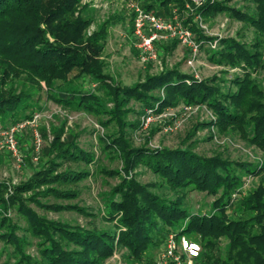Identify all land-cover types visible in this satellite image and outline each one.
<instances>
[{"label": "trees", "instance_id": "16d2710c", "mask_svg": "<svg viewBox=\"0 0 264 264\" xmlns=\"http://www.w3.org/2000/svg\"><path fill=\"white\" fill-rule=\"evenodd\" d=\"M227 1L197 6L192 0H146L141 5L170 17L175 8L187 11L189 2L204 18L228 14L253 28L258 39L250 44L205 36L193 13L183 22L200 47L219 40L220 50L212 49L209 56L212 63L239 68L242 75L199 79L174 67L123 85L106 73L103 55L111 21L90 32L94 16L86 0H0V125L10 129L33 119L34 96L17 88L24 79L63 108L95 117L104 130L101 153L122 165L120 170L100 166L96 153L78 144L77 135L63 138L64 127L51 128V141L42 129L46 144L41 167L18 184L0 181V242L17 264H104L118 249L134 262L152 264L157 256L151 252L161 251L171 232L177 238L200 239V264H264V89L254 78L256 72L264 73V0H248L255 5L253 13ZM131 25L133 34V17ZM181 104L205 106L213 119L197 129L237 132L263 153V160L253 164L181 146L133 143L131 133L141 124L128 120L131 113L160 115ZM140 167L159 180L139 182L135 171ZM97 174L119 179L100 210L113 231L73 226L35 210L96 216L89 207L70 202L79 197L77 186ZM246 176L260 178L249 191L244 190ZM162 188L175 196L158 194ZM188 192L212 197L210 209L192 211L186 204ZM30 238L36 241L37 258L27 253ZM224 239L228 246L221 252Z\"/></svg>", "mask_w": 264, "mask_h": 264}, {"label": "rangeland", "instance_id": "374dc122", "mask_svg": "<svg viewBox=\"0 0 264 264\" xmlns=\"http://www.w3.org/2000/svg\"><path fill=\"white\" fill-rule=\"evenodd\" d=\"M143 1L146 0H86L90 4V9L93 11L94 16V24L90 32L94 31L101 23L107 20L111 21L108 31V42L103 56L106 62V73L119 83L132 85L143 80L147 75H156L165 68L174 67H178L182 72L192 74L199 79L209 78L214 75L220 77L242 75V71L239 68L220 66L209 60L212 49H214L212 47L213 42L201 47L196 42L198 51L193 58L192 50L189 47L180 43L174 45L172 42L161 41L158 43L157 61L143 64L140 60L137 41L132 34L131 25L133 17L132 6L134 4L140 5ZM196 1L202 2V0ZM192 3L194 4V2ZM227 4L248 13H253L255 8V5L248 0H228ZM174 10L170 17L165 18H172ZM178 13L182 25L189 14L193 13L194 20H198V26L204 35L208 37L220 39L235 38L240 42L250 44L258 39V34L253 28L244 25L241 21L228 14L204 18L197 15L195 11L188 13L187 11L178 10ZM215 41L217 42L215 52H218L220 43L219 40ZM262 50L264 52V47ZM189 61H193V65H190ZM254 78L264 89V73L258 71L254 74ZM88 84L92 89L96 88L95 84ZM17 88L34 96L32 102L35 107V113L33 119H25L17 123L19 125L27 123L24 127H19L15 132L18 154L13 153L8 147L7 138L10 130L0 125V181L18 184L28 178L33 170L41 167L43 150L46 144L41 130L46 129L49 141H51L53 138L51 128L53 126L64 127L63 138L65 139L77 135L78 144L83 149L94 151L100 166L108 169L120 170L122 168L119 160L110 159V157L101 153L99 136L104 133V130L100 127L95 117L63 108L47 99L46 91H38L37 88L24 79L17 82ZM37 99L38 101L36 102ZM132 106L136 111H142L140 105L132 104ZM35 118L36 121H33ZM153 118L152 123L146 126V116L144 114L131 113L128 116L129 121H139L141 124V128L138 131L131 133L133 143L136 146L143 144L150 148L181 146L200 155L208 157L220 155L225 159L253 164L263 160V153L237 132L223 133L214 128L197 129V125L200 122H208L213 119L211 111L205 106H194L185 109L181 104L176 108L168 109L163 114L154 115ZM90 169L94 171L95 167L91 166ZM135 176L139 182L144 184L159 180L157 176L145 167L138 168L135 171ZM259 182V177L246 176L244 190L254 189ZM118 183V178H106L97 174L77 186L79 197L70 203L89 207L96 216L84 217L74 212L47 213L36 207L35 210L51 220L61 221L73 226L80 225L88 228L96 226L113 231L112 224L106 223L101 219L100 210L103 207L106 194ZM156 192L168 197L175 196L167 188L158 189ZM187 196L186 204L192 208V211L210 209L212 197L198 192H188ZM10 216L17 219L14 211L10 213ZM30 241L32 243L27 248V253L37 258L36 241L32 238H30ZM192 241L202 246L200 239L194 238ZM2 246L0 242V264H17L16 260L9 257L10 251L6 247L5 250L4 248L2 249ZM227 246V240H222L220 244L221 252ZM159 250L156 249L151 252L152 256H157L160 253ZM199 258L200 256L194 261V264H200ZM104 264L149 263L147 261L134 262L127 258V252L124 249H118L114 256Z\"/></svg>", "mask_w": 264, "mask_h": 264}, {"label": "built area", "instance_id": "2783aa9c", "mask_svg": "<svg viewBox=\"0 0 264 264\" xmlns=\"http://www.w3.org/2000/svg\"><path fill=\"white\" fill-rule=\"evenodd\" d=\"M207 0L196 1L192 0L197 6L201 5ZM133 35L137 41V49L139 51L140 60L143 64L157 61L158 59V43L178 41L180 44L189 47L192 50L193 58L198 51L196 41L194 40V33L187 27L182 25L179 20L178 8L174 10L172 18H165L156 15L155 13L143 8L140 4L133 6ZM187 12H192L193 9L188 2L186 4ZM198 20H196L197 22ZM217 42L212 43L215 48ZM193 65V61H189ZM192 107H185L189 109ZM154 114L148 111L145 119V124L148 126L153 121ZM36 121V118L33 120ZM27 123L21 125L16 124L9 130L7 144L10 150L18 154L17 141L15 139V132L19 127H24ZM39 144L40 140L38 139ZM201 245L197 242L187 239L186 237L177 238L174 232L167 235L164 246L157 255L154 264H194V261L201 254Z\"/></svg>", "mask_w": 264, "mask_h": 264}]
</instances>
